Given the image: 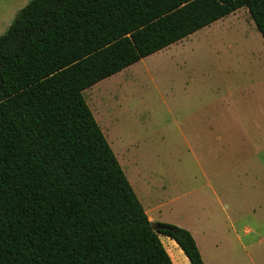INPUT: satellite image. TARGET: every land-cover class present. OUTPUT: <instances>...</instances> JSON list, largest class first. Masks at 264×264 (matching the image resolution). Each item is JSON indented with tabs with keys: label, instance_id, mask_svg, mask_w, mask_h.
<instances>
[{
	"label": "trees",
	"instance_id": "trees-1",
	"mask_svg": "<svg viewBox=\"0 0 264 264\" xmlns=\"http://www.w3.org/2000/svg\"><path fill=\"white\" fill-rule=\"evenodd\" d=\"M264 0H30L0 36V264H206L153 225L84 90Z\"/></svg>",
	"mask_w": 264,
	"mask_h": 264
},
{
	"label": "rangeland",
	"instance_id": "rangeland-1",
	"mask_svg": "<svg viewBox=\"0 0 264 264\" xmlns=\"http://www.w3.org/2000/svg\"><path fill=\"white\" fill-rule=\"evenodd\" d=\"M29 1L0 0V36ZM83 93L155 224L190 230L208 264H264V39L247 7Z\"/></svg>",
	"mask_w": 264,
	"mask_h": 264
},
{
	"label": "crops",
	"instance_id": "crops-1",
	"mask_svg": "<svg viewBox=\"0 0 264 264\" xmlns=\"http://www.w3.org/2000/svg\"><path fill=\"white\" fill-rule=\"evenodd\" d=\"M142 172H143V171H142ZM150 207L152 208V209H151V211H152L151 213H152V214H151L149 211H147V210H146V212H147V214H148L150 220H152V221L154 222L155 219H156V217H154L155 215L153 214V208H154V206L149 205V208H150ZM192 234H193V233H192ZM193 236H194V235H193ZM197 244H198V243H197ZM202 256H203V255H202ZM203 259H204L205 263L208 264V263L206 262L205 257H203Z\"/></svg>",
	"mask_w": 264,
	"mask_h": 264
},
{
	"label": "water",
	"instance_id": "water-1",
	"mask_svg": "<svg viewBox=\"0 0 264 264\" xmlns=\"http://www.w3.org/2000/svg\"><path fill=\"white\" fill-rule=\"evenodd\" d=\"M154 226H156L155 222H152Z\"/></svg>",
	"mask_w": 264,
	"mask_h": 264
},
{
	"label": "bare ground",
	"instance_id": "bare-ground-1",
	"mask_svg": "<svg viewBox=\"0 0 264 264\" xmlns=\"http://www.w3.org/2000/svg\"><path fill=\"white\" fill-rule=\"evenodd\" d=\"M232 49V48H231Z\"/></svg>",
	"mask_w": 264,
	"mask_h": 264
}]
</instances>
